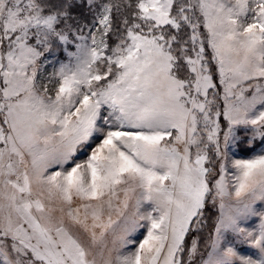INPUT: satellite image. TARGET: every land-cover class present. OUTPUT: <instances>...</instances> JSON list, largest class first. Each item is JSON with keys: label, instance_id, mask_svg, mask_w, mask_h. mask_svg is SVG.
I'll list each match as a JSON object with an SVG mask.
<instances>
[{"label": "snow or ice", "instance_id": "snow-or-ice-1", "mask_svg": "<svg viewBox=\"0 0 264 264\" xmlns=\"http://www.w3.org/2000/svg\"><path fill=\"white\" fill-rule=\"evenodd\" d=\"M0 264H264V0H0Z\"/></svg>", "mask_w": 264, "mask_h": 264}, {"label": "rangeland", "instance_id": "rangeland-1", "mask_svg": "<svg viewBox=\"0 0 264 264\" xmlns=\"http://www.w3.org/2000/svg\"><path fill=\"white\" fill-rule=\"evenodd\" d=\"M241 155H243V153H241Z\"/></svg>", "mask_w": 264, "mask_h": 264}]
</instances>
